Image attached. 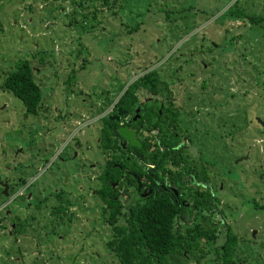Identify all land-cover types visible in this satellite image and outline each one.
I'll return each instance as SVG.
<instances>
[{"label":"flooded vegetation","instance_id":"obj_1","mask_svg":"<svg viewBox=\"0 0 264 264\" xmlns=\"http://www.w3.org/2000/svg\"><path fill=\"white\" fill-rule=\"evenodd\" d=\"M149 9L145 19L153 25L158 14ZM56 23L47 19L41 31L51 44L21 52L32 75L49 81V96L61 94L67 101L49 105L42 100L34 110L12 108L8 152L1 150L7 160L0 167V264H127L114 248L117 239L130 232L133 221H152L158 200L170 204L177 193L175 174L185 188L218 190L208 184L205 154L186 142L189 132L181 125L180 113L187 108L173 87L181 79L176 69L183 68L170 63V90L159 88L154 81L159 36L149 33L152 41L144 42L120 8L71 10ZM64 28L74 35L66 39ZM101 37L107 47L100 56L104 63L98 73L86 70L97 75L94 99L91 85L79 87L74 76L82 75L90 43ZM171 48L169 55L186 64L175 52L179 45ZM206 65L200 60L203 71ZM202 112L196 108L192 116ZM134 210L137 218H132Z\"/></svg>","mask_w":264,"mask_h":264},{"label":"rangeland","instance_id":"obj_2","mask_svg":"<svg viewBox=\"0 0 264 264\" xmlns=\"http://www.w3.org/2000/svg\"><path fill=\"white\" fill-rule=\"evenodd\" d=\"M225 1L117 0L123 18L128 24L138 26L134 33L144 42L152 41L149 33L152 38L159 36L158 80H154L159 88L170 90V63L182 66L183 69H176L181 79L175 81L173 89L182 108H187L180 113L181 125L189 132L186 142L205 154L208 184L220 190L217 205L230 212L227 221L239 238L234 249L236 261L264 264V128L255 119L258 116L264 121V24L252 26L247 20L221 17L233 0ZM248 1L237 0L238 3ZM261 4H264L263 0H255L254 7H251L253 3L250 5L251 11L264 10ZM217 6L220 8L216 9ZM89 7L87 4L80 6L76 0H0V74L6 72L18 57H25L21 52L23 47L51 44L48 36L41 32L47 19L57 20L59 25V20L65 21L71 10L80 13ZM154 7L162 13L155 18L156 28L145 19L149 15L146 11ZM202 8L214 13L205 18ZM136 12L143 17L141 21H137L140 17ZM95 24L102 22L95 21ZM64 32L66 39L74 35L67 29ZM83 37L86 38L85 35L79 38L83 40ZM131 38L137 41L135 37ZM104 40L101 37L90 43V59L84 63L85 70L82 75L74 76L79 87L91 85L89 92L94 99L98 95L97 89L95 86L92 92L91 87L96 84L97 75L87 74L86 70L95 69L98 73L99 66L104 63L100 56L107 49ZM210 42L215 45L209 47ZM178 45L175 52L183 54L186 64L177 56L169 55V47ZM52 46L55 47V43ZM136 49L132 47V50ZM138 60L136 64L140 65ZM200 60L207 64L204 71ZM31 62L40 66L39 61ZM189 70L190 76L186 75ZM33 77L40 84L42 100L46 104H65L66 98L61 94L49 96L46 91L49 81L41 80L40 73L34 72ZM203 77L204 83H201ZM75 98L79 100V96ZM12 108H22L19 100L0 88V167L7 160L1 150L8 152L7 121L11 119ZM196 108L203 110V115L198 118L192 116ZM251 198L260 206L252 205ZM209 213L215 222L220 221L222 227L225 225L216 209ZM95 249L101 251L100 245Z\"/></svg>","mask_w":264,"mask_h":264},{"label":"trees","instance_id":"obj_3","mask_svg":"<svg viewBox=\"0 0 264 264\" xmlns=\"http://www.w3.org/2000/svg\"><path fill=\"white\" fill-rule=\"evenodd\" d=\"M76 1L82 7L87 4L90 9L95 10L107 8L114 11L115 8H119L117 0ZM254 1L238 3L237 0H233L220 16L243 19L252 26H261L264 24V10L251 11ZM190 6L191 4L188 7ZM153 10L162 15L158 7H154ZM201 10L205 18L214 13L210 10L209 14L204 8ZM0 77V88L17 97L22 108L34 110L41 107L40 87L33 78L27 58L18 57L6 72L0 74ZM131 87L129 84L127 88ZM179 176L181 175L175 174L174 184L177 193L171 195L173 197H170V204L167 199L158 200L152 221L142 223L133 221L130 224V232L117 239L118 243L114 248L120 259L125 260L127 264H245L236 261L234 249L239 238L231 229L229 220L227 221L230 212L227 213L224 207L217 205L215 194L218 190L185 188ZM251 203L260 206L252 198ZM212 209H216L223 219L221 220L225 224L223 227L219 224L220 221L215 222L210 217L209 212ZM204 211L208 213L204 214ZM131 214L132 218H137L135 210ZM194 214L197 216L194 217ZM116 232L120 233L118 229ZM249 239H252L251 235Z\"/></svg>","mask_w":264,"mask_h":264},{"label":"water","instance_id":"obj_4","mask_svg":"<svg viewBox=\"0 0 264 264\" xmlns=\"http://www.w3.org/2000/svg\"><path fill=\"white\" fill-rule=\"evenodd\" d=\"M255 119L261 124V126L264 127V121L262 119H260V117L256 116ZM121 133H125L126 135L129 136V138L131 139V134L128 131H125L123 128L119 129ZM131 141L135 142L134 140L131 139ZM137 143V142H136ZM253 231H251V235L253 236Z\"/></svg>","mask_w":264,"mask_h":264}]
</instances>
